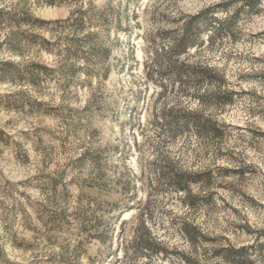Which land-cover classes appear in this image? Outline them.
I'll return each instance as SVG.
<instances>
[{"label": "rangeland", "instance_id": "rangeland-1", "mask_svg": "<svg viewBox=\"0 0 264 264\" xmlns=\"http://www.w3.org/2000/svg\"><path fill=\"white\" fill-rule=\"evenodd\" d=\"M5 63L0 264H264V0H0Z\"/></svg>", "mask_w": 264, "mask_h": 264}, {"label": "trees", "instance_id": "trees-1", "mask_svg": "<svg viewBox=\"0 0 264 264\" xmlns=\"http://www.w3.org/2000/svg\"><path fill=\"white\" fill-rule=\"evenodd\" d=\"M205 17H206V15H204V14L193 16V17H191V20L185 22L182 27L177 28L176 31L172 32L173 35H171V37H170L171 45H170V48H167L169 55L165 56V57H167V58H165V61H166V63L168 61V64L163 65L164 68L167 69L166 74H168V75L171 74V75L176 76V77L181 76V77H184L185 80L191 79L195 82H199L203 79L205 81L210 80V77H211L210 74H213V72H215L214 67H211L208 65L201 67L199 65L184 64L183 62H178L179 60L177 58V56H179L180 54L187 52L186 50L189 49L190 46L196 45V42L192 36L191 30L195 26L205 24L206 23ZM177 33H179L178 36H176ZM207 37H209V36H207ZM189 38L191 40L192 39L193 40L190 41ZM16 39H18V37H16ZM199 41L201 42V41H203V39L200 38ZM151 55L155 56L154 59L151 61V64L147 63L145 65L147 68L151 69L150 75H152V73L155 72L154 70H157L159 67L158 66V64H159L158 58H157L158 53L153 52V54H151ZM171 55L176 56V60H172ZM153 67L156 69H154ZM30 71H32V70H30ZM20 72L21 71L18 68L10 66V64H8V63L6 65H4L3 68L0 69V73H2L3 75H5V74L22 75ZM159 73L163 74L164 72H160V70H159ZM29 74L33 75L32 72H29ZM176 181L178 182L180 189H184V188H182L183 186H182L181 180L176 179Z\"/></svg>", "mask_w": 264, "mask_h": 264}]
</instances>
